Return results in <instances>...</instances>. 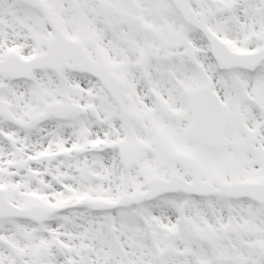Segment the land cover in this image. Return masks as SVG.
<instances>
[{"label":"snow or ice","instance_id":"6c2138e0","mask_svg":"<svg viewBox=\"0 0 264 264\" xmlns=\"http://www.w3.org/2000/svg\"><path fill=\"white\" fill-rule=\"evenodd\" d=\"M0 264H264V0H0Z\"/></svg>","mask_w":264,"mask_h":264}]
</instances>
